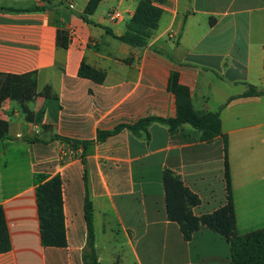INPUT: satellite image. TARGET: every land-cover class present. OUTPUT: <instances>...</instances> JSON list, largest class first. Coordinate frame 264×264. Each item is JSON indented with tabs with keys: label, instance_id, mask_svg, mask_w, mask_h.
Segmentation results:
<instances>
[{
	"label": "crops",
	"instance_id": "obj_1",
	"mask_svg": "<svg viewBox=\"0 0 264 264\" xmlns=\"http://www.w3.org/2000/svg\"><path fill=\"white\" fill-rule=\"evenodd\" d=\"M88 2L0 0V8L18 10L0 11V73H36L38 93L51 88L49 98L25 104L30 121L16 101L0 109L9 123L0 145V207L11 245L0 264H84L87 195L100 264H231L230 244L218 233L203 228L184 240L168 220L164 189L171 170L200 198L196 216L223 207L222 136L203 141L189 124L170 132L157 122L141 135L125 128L100 141L99 134L176 118L168 86L178 72L198 114L220 113L237 233L264 229V97H242L249 86L264 90V0H167L143 48L116 38L140 0H102L92 24L82 19ZM36 7L42 10L27 11ZM114 11L122 16L112 22ZM60 28L69 33L66 49L57 44ZM83 62L105 73L102 84L79 76ZM36 174L63 180L65 248L42 243Z\"/></svg>",
	"mask_w": 264,
	"mask_h": 264
},
{
	"label": "trees",
	"instance_id": "obj_2",
	"mask_svg": "<svg viewBox=\"0 0 264 264\" xmlns=\"http://www.w3.org/2000/svg\"><path fill=\"white\" fill-rule=\"evenodd\" d=\"M101 2L102 0H89L82 16L86 23H93L90 18ZM166 3L167 0H140L135 15L127 25L125 35L116 38L135 48L146 47L158 29L164 12L161 6ZM39 10L42 8L36 7L27 11ZM0 11L17 12L18 10L0 8ZM57 44L63 49L68 47L69 33L66 30L61 28L58 30ZM79 76L97 84H102L105 79L103 71L96 70L85 62L81 65ZM168 90L176 98V118L149 117L133 126H120L112 132H100L99 140L103 141L125 128L136 135L148 133V127L156 122L166 125L170 132H175L181 126L189 124L201 132L203 141H212L216 137L222 136L225 153L226 204L212 214L196 216L194 209L201 204L200 198L187 188L181 178L173 171L166 170L164 172V189L168 220L179 225L183 238L187 242L191 241L194 235L203 228L221 235L230 244L231 264H264V229L242 236L237 233L229 162V143L227 136L222 131L220 113L198 114L194 110L190 89L180 84L178 72H172ZM50 94L51 88L49 87L45 88L43 93H38V76L36 73L24 75L0 73V109L6 101H16L22 104L27 119L30 121L31 114L25 104L38 97L47 99ZM242 97H264V90L249 86ZM8 132V121L0 117V145L7 139ZM34 182L37 187L42 243L44 247L65 248L68 239L64 214L63 180L60 176L49 179L47 175L36 174ZM84 219L88 233V244L83 253L84 264H100L95 247L94 210L88 195L84 203ZM10 248L6 218L2 207H0V254L8 252Z\"/></svg>",
	"mask_w": 264,
	"mask_h": 264
},
{
	"label": "built area",
	"instance_id": "obj_3",
	"mask_svg": "<svg viewBox=\"0 0 264 264\" xmlns=\"http://www.w3.org/2000/svg\"><path fill=\"white\" fill-rule=\"evenodd\" d=\"M121 13L120 12H118V11H114V12H111L110 14H109V19L112 21V22H114V21H116V20H118V19H120L121 18ZM71 40L73 41V39L75 38V32H72L71 33Z\"/></svg>",
	"mask_w": 264,
	"mask_h": 264
},
{
	"label": "rangeland",
	"instance_id": "obj_4",
	"mask_svg": "<svg viewBox=\"0 0 264 264\" xmlns=\"http://www.w3.org/2000/svg\"><path fill=\"white\" fill-rule=\"evenodd\" d=\"M63 1V7H65L66 4H68L70 1H76V0H62ZM22 5V4H21ZM20 5V6H21ZM25 5V4H24ZM24 5H22L21 7H24ZM28 5V4H27Z\"/></svg>",
	"mask_w": 264,
	"mask_h": 264
}]
</instances>
